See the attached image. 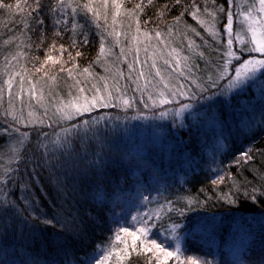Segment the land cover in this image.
Returning a JSON list of instances; mask_svg holds the SVG:
<instances>
[{
  "label": "trees",
  "instance_id": "16d2710c",
  "mask_svg": "<svg viewBox=\"0 0 264 264\" xmlns=\"http://www.w3.org/2000/svg\"><path fill=\"white\" fill-rule=\"evenodd\" d=\"M20 2L3 0L13 6L11 12L0 8V73L16 69L14 86L25 98L24 110L22 104L11 105L7 97L0 100V202L14 205V210L0 211V264H82L106 246L112 252L107 264H157L158 256L163 264L162 253L154 248L146 251L152 248L150 243L141 247L137 240L132 250L129 233L141 228L145 220H150L151 239L170 246V251L179 244L180 261L172 257L167 264H264V126L257 132L243 130L240 136L223 135L214 143L202 138V127L213 129L215 120L224 118V110L234 112L238 101L248 99L252 92L250 88L249 94L246 91L227 100L209 86V76L215 75L224 58L228 0H182L181 4L175 0L147 4L144 0L138 15L130 13L141 0H118L122 7L115 17L111 0L107 10L103 0H91L100 12L98 21L86 10L73 16L71 8H66L68 24L61 26L50 21L55 0H40L39 12L30 18L27 10H16ZM76 2L82 5L89 0ZM164 5L168 10L161 16ZM253 5L254 0H236L232 11L247 12ZM196 8L200 11L194 19L191 12ZM242 18H233L239 33L244 28L237 20ZM208 29H214L217 37ZM157 31L161 37H156ZM85 35L87 44L83 43ZM244 37L243 47H247L249 39ZM73 39L76 47L71 46ZM102 39L104 46H112L114 58L99 55ZM144 39L153 43L147 50L142 46ZM60 45L71 52L74 61H69L68 52L61 54ZM240 47L234 45V49ZM77 50L82 53L79 57ZM46 55L60 63H45ZM178 55L195 71L193 82L180 75L179 68L167 67L174 74L161 69L165 60L175 66ZM250 55L255 54L245 51L243 58ZM61 64L66 68L75 64L77 69L69 77L67 71H59ZM157 69L163 82L196 89L195 102L202 101L210 114L196 113L194 102L179 124L174 109L187 101L186 96L176 98L168 114L156 119L159 111L148 95L136 90V77L143 70L156 84L161 82ZM257 82L264 85V75L252 86ZM138 83L143 86L145 80ZM103 86L112 88L102 95L125 93L134 107L117 106L114 100L111 106L95 108L73 120L60 119L57 108L65 100L88 96ZM152 88L149 85L148 91ZM100 117L104 119L92 126L87 137L83 129L67 137L63 131ZM20 133H27L23 144L18 143ZM139 136L146 141L140 142ZM65 138L67 144L56 143ZM248 149L253 158L236 164L238 154ZM218 176L225 179L213 184ZM225 196L236 203H229ZM27 198L32 199L31 207ZM173 225H179L174 232ZM121 228L129 233L119 232ZM116 235L121 239L116 240Z\"/></svg>",
  "mask_w": 264,
  "mask_h": 264
},
{
  "label": "snow or ice",
  "instance_id": "6c2138e0",
  "mask_svg": "<svg viewBox=\"0 0 264 264\" xmlns=\"http://www.w3.org/2000/svg\"><path fill=\"white\" fill-rule=\"evenodd\" d=\"M153 0H147V4H151ZM75 3V6L73 4ZM176 4H181L182 0H175ZM229 3V9L227 11V19L228 23L225 25V33L227 34V45L225 47V50L223 52V62L222 64H219L217 66V72L215 73L214 76L210 75L208 80H209V86L215 88L220 81L227 80V83L224 85L223 89L221 90V95H230L234 94L236 92L241 91L246 84H249L250 82L254 81L256 78H258L261 75H264V19L253 17L252 12L255 10V5H253L247 12H233L232 8L236 6V0H228ZM259 3V12L264 14V0H258ZM111 6L114 7L117 11L114 13L115 15L119 14V10L122 7L121 4L118 3V0H111ZM145 6L144 0H141V3L136 4L135 9L132 11L130 14H137L139 12L143 11V8ZM103 7L105 10L108 9L109 7V0H103ZM195 8L196 6L193 5ZM0 8H6L10 12L13 9L12 5L4 4L3 0H0ZM15 8L18 12L23 13L25 10H27V16L30 18L33 12H39L40 10V0H22V2L17 3L15 5ZM66 8H71L73 16L80 11L86 10L87 13H91L95 19L98 21L100 19V12L93 7L91 0L89 2L84 3V4H79L76 2V0H55L53 7L51 11L53 13H60L61 14V19H57L56 23H67L65 17H66ZM168 10V5H164L163 9L159 13L161 16L165 14V12ZM186 10V9H185ZM199 9L196 8L195 11L191 12V15L193 18H197L199 14ZM206 11V9H205ZM219 11H224L223 8H220ZM183 15V12L181 13V16ZM213 15V14H210ZM234 16H244L246 17L250 23L248 25L249 31L252 32V38L250 41H247V47H243L245 44V40L241 37L239 32H234L233 30V18ZM180 16L176 17V21L179 22ZM38 23H43L42 20H37ZM147 23V22H146ZM200 23H204V21H200ZM137 24H139V21L137 20ZM27 26V25H26ZM97 26H99L97 24ZM257 29L260 30V38H257L256 31ZM76 30V24L73 23V31L75 32ZM139 30V29H138ZM211 34L213 35L214 38L217 37V33L214 31V29H208ZM171 31V29L169 30ZM57 35H59V32H57ZM116 35H119V33H116ZM156 37H161L162 33L157 31L155 33ZM87 36L85 35V38L83 40L84 44H87ZM239 43L242 45V47L238 49H234L233 44ZM5 44L9 43V41H4ZM251 45H254L251 46ZM72 47L77 46V41L73 39L72 41ZM191 46V45H190ZM55 47V45H53ZM59 50L61 54L64 52H68V49L64 47V45L59 46ZM175 51V50H173ZM248 53H259V57L256 56H249L248 58H243V53L244 52ZM105 53V48L103 44V39L101 42V48H100V53L99 55H104ZM82 53L77 50L76 52V57L81 56ZM99 55L97 59H99ZM68 57L69 61H74L75 57L72 56L71 52H68ZM51 61L53 65L60 63L58 58L54 57L53 55H46V61ZM233 61L236 63L233 64ZM68 63L67 61L65 64ZM136 63H139L137 60ZM165 64H169L170 67L175 70L176 68H180V61L177 60L176 65L172 66L170 65L168 60H165ZM43 66V65H42ZM129 69H133V64H129ZM153 68H156L155 62L152 64ZM77 69V66L73 64L72 68H66L64 64H61L59 71H67L69 77L72 76L73 71ZM37 71H40V69H37ZM83 71L85 73L89 72V68H84ZM191 71V69H189ZM181 75H184L183 71L180 73ZM150 75V73H149ZM156 75L161 77V82L164 81V77L161 76L160 70L157 69ZM121 77H123V73H121ZM55 77H53L54 79ZM129 79H132L131 76H129ZM144 79L145 84L141 86L138 81ZM21 81H23V77H21ZM136 82H137V87L136 90L141 92L142 94L148 95V99L152 102L153 106L157 105V97L153 95L152 92L148 91V86L152 85L153 88H155V85L152 84V81L149 80L145 76V72L141 70L137 77H136ZM195 82V81H194ZM31 83V81H29ZM78 83V82H77ZM4 84L8 87L9 93H11V88H12V77L10 76L8 80L4 81ZM33 85V89H34ZM182 88L183 85H180ZM197 87L201 89V91H206V88H204L203 85L197 84ZM163 88L167 89L168 92L170 93V98H165V92L163 90L158 92V97H159V104L164 105L168 103H172V101L175 99L177 92L172 90V86H170L169 83L165 82L163 83ZM81 92L84 91L83 88L80 89ZM0 92H2V89H0ZM97 92L99 93V89H97ZM116 92L120 93L119 87L116 88ZM33 94L34 91H33ZM181 95H187V93H180ZM261 95L264 96V88H261ZM84 103H75V104H70V105H65L62 108H57V113L60 116L61 120H73L75 117L83 115L84 113L91 112L94 108L97 107H108L113 104V101L115 100L117 106H119L121 103L123 106L126 107H134V104L132 101L126 97L125 93H120L118 97H114L112 95V92H108L107 95H102V94H97L93 95L91 100L88 99V97H84ZM148 105L145 104V107ZM191 107L190 104H182L178 109L175 110L174 114L177 117H180L181 114L189 109ZM168 113L162 111L160 113L161 117L166 116ZM104 117H100L99 119L93 120L92 122L89 121H83L82 124L80 125H72L71 128H65L63 131L67 135L71 134L73 131H77L79 129H83L85 133V137H87V134L90 130H92V126L99 124L100 120H103ZM135 119V117H134ZM19 122V121H18ZM18 131V129H16ZM46 135V134H45ZM21 139L18 141V143L23 144L24 138L27 137V133H20ZM57 144H67L68 141L65 138L63 141H60L59 139L56 142ZM15 149H13V152L15 153ZM251 150H245L244 152H241L238 154L235 163L240 164L241 161L247 162L251 160L253 157L250 154ZM225 179L224 176H218L217 179L213 180L212 183L216 184L217 182H223ZM147 199V198H146ZM225 199L228 200L229 203L235 204L236 201L232 199L231 197L225 196ZM253 201L255 202V197L253 196ZM191 203V201H189ZM9 209L14 210V205L8 201H2L0 202V211H7ZM157 218L159 216L157 215ZM135 220L136 218L133 217ZM43 223L45 224H52L53 222L51 220H44ZM150 223V220H145L142 222L143 226L136 231L130 232L127 228H121L119 229V232H124V233H129L133 237L132 241V250L135 251L137 244L136 241H140V246L143 247L145 245V242L150 243L152 245V248H147L146 251L151 252L154 249H156L158 252L163 254L164 260L163 264H167L168 258L174 257L176 261H180L181 259V252H180V246L179 244L176 245L175 249L170 251L168 248L170 246H165L162 242H158L155 239H151L149 236L150 233V228L148 227ZM179 227V225H173L172 231H175V228ZM139 233V234H138ZM116 240H120L121 237L119 235H116L115 237ZM126 244V241L124 242ZM112 252L110 250V246H106L104 248H99L97 252L90 254L85 258V260L82 262V264H107ZM119 254H117V259H119ZM191 259V258H189ZM157 264H161L160 257H157ZM241 264H243V261H241Z\"/></svg>",
  "mask_w": 264,
  "mask_h": 264
},
{
  "label": "rangeland",
  "instance_id": "374dc122",
  "mask_svg": "<svg viewBox=\"0 0 264 264\" xmlns=\"http://www.w3.org/2000/svg\"><path fill=\"white\" fill-rule=\"evenodd\" d=\"M44 5L45 4H43V6ZM254 5H255V10H254V12H252V16L264 19V14L259 12L258 0H254ZM49 14L52 17V18H50V21L51 22L53 21V23L57 26H61V24L63 22L60 24L56 23L57 19H61V14L60 13H53L51 10L49 11ZM65 19L67 21V23H66V25H67L68 24L67 14H66ZM237 23L243 24L244 30L242 32H240L241 37L245 40L244 36L246 35L250 41L252 38V32L249 31V28H248L250 21L246 17L243 16L242 19L237 20ZM232 27H233L234 32H238V28H235L234 22H233ZM224 35L223 36L225 39V47H226V45H227V34L225 33V31H224ZM256 35H257V38L259 39L260 38V30L259 29H257ZM151 44H153V43L148 39H144L142 41V46H143L144 50H147ZM234 45L239 47L241 44L234 42L233 47H234ZM117 46L119 48L121 46V44L119 42H117ZM251 46L254 47V45H251ZM104 48H105L104 55H110L112 58L115 57L116 53L112 49V46H104ZM223 50H225V48ZM254 54H255L254 56H256V57H259V55H260L259 53H254ZM177 60L180 61V65H181L179 68V74L181 73V71H183L184 76L188 80L193 82L192 79H196V73L193 70V68L189 65L186 58L184 56L178 55ZM170 65H172V63H170ZM167 67H170L169 64H165V62L162 61V67H161L162 70L167 71L170 74L175 73V72L169 70ZM189 69H191V71H189ZM10 76L12 77L11 93H9L8 87L4 84V81L8 80ZM17 76H18V71L16 69L5 70L2 73H0V89H2V92H0V100L7 97L9 100V103L11 105L16 106V105L22 104L21 108L24 110V104H25L24 94L14 86V82L16 81ZM168 76H165V77H168ZM200 77H204V74H200ZM254 81L250 82L249 84H246L244 86V88L239 92H236V93L230 94V95H225V98L228 100V98L232 95H237V94L242 95L246 91L249 94L248 90L250 88L252 91L251 95L249 96L248 99H241L238 101L239 105L237 106V108L234 112L230 111L228 113L226 110H224V118L222 120L216 119L215 124L213 126V129L212 128H206L205 129L209 132H206L204 130V128L202 127V133H203L202 138L204 140H207L209 138V142L214 143V142L220 140L223 135H226V136L239 135L240 136L241 133L243 132V130L248 131V129H250V130L257 132L258 127L262 128L264 126V96L261 95V88H264V85L262 83L257 82L254 86H252ZM165 82L169 83L170 86H172V90L177 92V95H176L175 99L172 101V103L176 101V98H178V97L185 98L186 96H187V98H186L187 101L182 103V104H190L191 105V103H194L197 100V96L199 95V92L196 89L190 90V89L186 88L185 86H183L181 88L180 85L174 84V83L170 82L169 80H167ZM165 82H158V83L154 84L155 88H152V90H150V92H152L153 95L155 97H157V105L153 106L155 109H157L159 111V113L155 115L156 119H162L163 118L160 116V113L162 111L166 112L167 110H170L173 108L172 103L160 105L158 102V100H159L158 92L161 90H163L165 92V98H170V93L168 92V90L163 88V83H165ZM226 83H227V80L220 81V83L215 88L219 92H221V90L223 89V87ZM111 88L112 87H110V86H103L102 90L99 91V93L98 92L92 93L86 97H88V99L91 100L93 95L104 93L103 91H105V89L110 90ZM180 93H187V95H181ZM84 97L85 96H81V97L74 98L72 100L71 99L65 100L63 102L61 108L64 107L65 105H70V104H75V103L82 104V103H84V99H83ZM195 104H196V108H197L196 113L202 114L205 117H207L210 114L209 108H207L206 105L202 101H197V102H195ZM180 106L181 105L175 107L174 110L178 109ZM31 111H32L31 109H28L26 112L28 113V115L32 116L33 113H30ZM189 111H190V108L187 109L186 111H184L180 117L175 116L176 121L179 124H182L183 118L187 114H189ZM114 131L119 132V128H115ZM138 140L140 142H143V141H146V138L144 136H139ZM25 202L29 207H31V203H32L31 198H27L25 200ZM30 212L34 215H39L34 210H32Z\"/></svg>",
  "mask_w": 264,
  "mask_h": 264
}]
</instances>
